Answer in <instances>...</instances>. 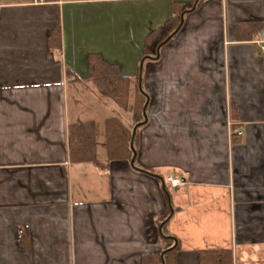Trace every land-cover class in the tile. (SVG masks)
Segmentation results:
<instances>
[{
  "label": "crops",
  "instance_id": "0c3cea01",
  "mask_svg": "<svg viewBox=\"0 0 264 264\" xmlns=\"http://www.w3.org/2000/svg\"><path fill=\"white\" fill-rule=\"evenodd\" d=\"M175 1L0 0V264H141L168 211L176 264H264V0H201L146 55ZM92 53L129 77L127 109L98 92ZM112 116L136 126L133 163L107 158ZM83 121L101 165L70 159Z\"/></svg>",
  "mask_w": 264,
  "mask_h": 264
},
{
  "label": "trees",
  "instance_id": "16d2710c",
  "mask_svg": "<svg viewBox=\"0 0 264 264\" xmlns=\"http://www.w3.org/2000/svg\"><path fill=\"white\" fill-rule=\"evenodd\" d=\"M201 0H180L173 4V14L159 27L152 30L145 39L144 53L156 55L165 45L167 38L181 27V19L184 12L196 8ZM261 27L259 22H248L238 25L242 31H258ZM89 77L96 86L98 92L115 101L122 109L128 108V96L130 80L128 76L120 75L114 64L101 59L97 54L88 57ZM145 98L136 93L132 108V121L138 123L142 119V107ZM105 145L108 160H130L135 151L130 147L132 130L119 120L118 117H108L104 120ZM69 155L73 161H92L102 164L96 158L95 127L93 121H83L68 126ZM135 161V159H134ZM169 211L160 215L156 223L161 226L158 244L160 250L146 254L142 257L141 264H176V254L179 243L175 236L168 235L165 231V220ZM232 253L230 249H202L199 251V264H231Z\"/></svg>",
  "mask_w": 264,
  "mask_h": 264
},
{
  "label": "built area",
  "instance_id": "2783aa9c",
  "mask_svg": "<svg viewBox=\"0 0 264 264\" xmlns=\"http://www.w3.org/2000/svg\"><path fill=\"white\" fill-rule=\"evenodd\" d=\"M261 50H264V46H261ZM233 132H235V133H239V134H240V133H241V130L238 129V128H234V129H233ZM166 180H167L172 186H176V185H178V184L181 183V179L178 178V177L167 176V177H166Z\"/></svg>",
  "mask_w": 264,
  "mask_h": 264
},
{
  "label": "water",
  "instance_id": "95a60500",
  "mask_svg": "<svg viewBox=\"0 0 264 264\" xmlns=\"http://www.w3.org/2000/svg\"><path fill=\"white\" fill-rule=\"evenodd\" d=\"M135 128H136V126H134L133 129H132V138H131V140H130V147H131V148H133V138H134ZM133 160H134V153H133V156H132V158H131V162H132V163H133Z\"/></svg>",
  "mask_w": 264,
  "mask_h": 264
}]
</instances>
